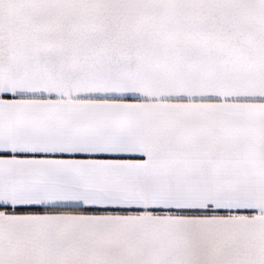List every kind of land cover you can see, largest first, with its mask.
Here are the masks:
<instances>
[{"label":"snow or ice","instance_id":"1","mask_svg":"<svg viewBox=\"0 0 264 264\" xmlns=\"http://www.w3.org/2000/svg\"><path fill=\"white\" fill-rule=\"evenodd\" d=\"M0 264H264V0H0Z\"/></svg>","mask_w":264,"mask_h":264}]
</instances>
